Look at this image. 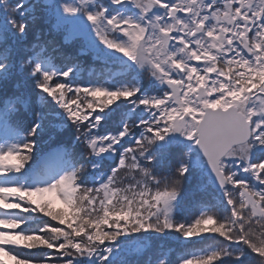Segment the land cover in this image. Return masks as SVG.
Instances as JSON below:
<instances>
[{"label":"snow or ice","instance_id":"obj_1","mask_svg":"<svg viewBox=\"0 0 264 264\" xmlns=\"http://www.w3.org/2000/svg\"><path fill=\"white\" fill-rule=\"evenodd\" d=\"M0 264H264V0H0Z\"/></svg>","mask_w":264,"mask_h":264},{"label":"trees","instance_id":"obj_2","mask_svg":"<svg viewBox=\"0 0 264 264\" xmlns=\"http://www.w3.org/2000/svg\"><path fill=\"white\" fill-rule=\"evenodd\" d=\"M58 40H60V37H57ZM108 128L112 130L114 128V125L111 123L109 124ZM57 207H63V205L57 206ZM198 215V205H197V198L194 197L193 191L191 190V186H186L185 191V197L181 204L180 210L177 213V220L184 221L186 223H190L194 220V218ZM56 222H53L55 224ZM208 237H212L215 234H205ZM178 234L173 233L168 238H166L163 243L169 247L170 249L174 250L175 253H179L181 250L185 248V245L182 244L179 239L177 238ZM193 239H199V238H193ZM214 243L212 239H208L204 241V244H211ZM203 244H189L187 245L188 250L193 249H199L203 247Z\"/></svg>","mask_w":264,"mask_h":264},{"label":"rangeland","instance_id":"obj_3","mask_svg":"<svg viewBox=\"0 0 264 264\" xmlns=\"http://www.w3.org/2000/svg\"><path fill=\"white\" fill-rule=\"evenodd\" d=\"M57 206H60V204H57Z\"/></svg>","mask_w":264,"mask_h":264}]
</instances>
